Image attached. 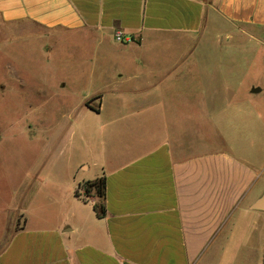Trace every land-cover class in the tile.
Instances as JSON below:
<instances>
[{
	"label": "crops",
	"instance_id": "1",
	"mask_svg": "<svg viewBox=\"0 0 264 264\" xmlns=\"http://www.w3.org/2000/svg\"><path fill=\"white\" fill-rule=\"evenodd\" d=\"M249 25L264 27V0H0V47L40 45L50 61L66 44L90 46L93 56L75 62L109 77L111 90L86 95L99 103L82 102L80 115L63 112L69 153L51 159L42 181L52 217L6 209L15 214L1 225L0 264H218L251 215L263 252L247 264H264V210L252 207L264 193V86L233 75L235 60L193 57L215 42L223 52L222 37ZM166 38L179 57H143L167 51ZM111 49L115 57L101 58ZM168 91L193 100L174 122ZM126 96L142 103L127 107ZM108 97L122 105L107 107ZM204 113L222 148L200 152L199 128L181 123ZM102 176L103 216L98 195L80 190Z\"/></svg>",
	"mask_w": 264,
	"mask_h": 264
},
{
	"label": "rangeland",
	"instance_id": "2",
	"mask_svg": "<svg viewBox=\"0 0 264 264\" xmlns=\"http://www.w3.org/2000/svg\"><path fill=\"white\" fill-rule=\"evenodd\" d=\"M244 29L247 33L238 32L233 28L231 36L222 37L223 42L228 45L223 52L215 42L212 49H195V55L192 56L235 60L237 64L233 63V75L247 76L244 84L249 86L248 88L253 84L264 86V43L256 39L257 36L264 41V27L256 29L249 25ZM5 36L0 32V41ZM161 41L170 47L167 51L160 52L158 49L151 52L154 53L151 55L145 51L143 57L169 61L179 57L181 50L174 47V41L167 38ZM201 41L206 43V36H203ZM65 46V50L53 53L50 61V53L44 51L40 45H33L31 51L22 44L16 49L0 47V231L3 222H10L12 214H15L6 209L22 207L31 210V214L35 216L41 213L44 217H52V210H48L46 200L49 187L42 181L46 180L51 159L69 153V149L65 148L67 133L64 131V125L67 117L63 112L74 109L75 113L80 115L81 109H84L82 102L92 100L90 97L86 98V95L90 96L98 89L106 92L107 96L111 93L109 77L93 76L89 67L75 62L83 55L93 56L94 48L72 47L68 44ZM116 50L106 51L107 54H101V58L115 57ZM66 58L68 59L65 60ZM250 63H253L252 66H248ZM16 74L21 79L16 77ZM205 84L201 82L200 86ZM129 85L131 84H125ZM168 89L170 91V88ZM128 97L130 96L124 97L128 101L124 104L127 107L142 103L140 98ZM92 101L94 105L99 103L98 99ZM163 101L168 106V121L174 122L179 113L188 111V106H192L193 100L178 98L169 92ZM104 104L107 107L122 105L121 98L112 97L106 98ZM80 105L82 107L76 109ZM187 113L184 115H188ZM207 117L205 113L201 114L199 124L195 118L192 120L187 116L181 121L185 127L193 125L194 128H199L200 152L224 146L218 138L216 125ZM99 200L102 198L99 197ZM253 216L241 220L236 225L232 231V242L226 248L227 255L221 253L217 259L218 264H240L241 256L247 264L250 258L255 260L261 256L262 242L257 236L249 234L252 232L250 223L254 220ZM4 245L5 241H2L0 249Z\"/></svg>",
	"mask_w": 264,
	"mask_h": 264
},
{
	"label": "trees",
	"instance_id": "3",
	"mask_svg": "<svg viewBox=\"0 0 264 264\" xmlns=\"http://www.w3.org/2000/svg\"><path fill=\"white\" fill-rule=\"evenodd\" d=\"M87 104H89L87 102ZM84 188L86 191V194H92L93 190L95 191V195H98L99 197L102 198V201L98 204H95V209L98 210L99 215L103 216L106 213V206L103 202V199L105 198L106 195V177L102 176L99 177L93 181H87L84 183ZM76 194L80 196V192L77 190Z\"/></svg>",
	"mask_w": 264,
	"mask_h": 264
},
{
	"label": "water",
	"instance_id": "4",
	"mask_svg": "<svg viewBox=\"0 0 264 264\" xmlns=\"http://www.w3.org/2000/svg\"><path fill=\"white\" fill-rule=\"evenodd\" d=\"M261 90L260 87H256L255 89H253L254 92H259ZM252 207L254 209H259V210H264V193L263 195L258 198L252 205Z\"/></svg>",
	"mask_w": 264,
	"mask_h": 264
},
{
	"label": "built area",
	"instance_id": "5",
	"mask_svg": "<svg viewBox=\"0 0 264 264\" xmlns=\"http://www.w3.org/2000/svg\"><path fill=\"white\" fill-rule=\"evenodd\" d=\"M115 37L120 42H124L125 41V36L123 35V33H117ZM80 190H83V192L86 193V191L84 189H82V187H81Z\"/></svg>",
	"mask_w": 264,
	"mask_h": 264
}]
</instances>
